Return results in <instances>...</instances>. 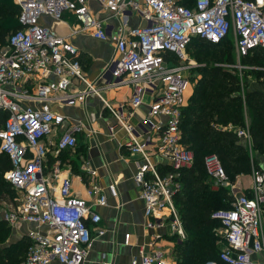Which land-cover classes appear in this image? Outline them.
I'll use <instances>...</instances> for the list:
<instances>
[{"label": "built area", "instance_id": "built-area-1", "mask_svg": "<svg viewBox=\"0 0 264 264\" xmlns=\"http://www.w3.org/2000/svg\"><path fill=\"white\" fill-rule=\"evenodd\" d=\"M89 1L117 19L118 25L96 18ZM16 4L19 28L0 48V112L7 115L0 125V153L7 155L11 165L4 180L18 193L17 207L5 212L3 220L11 226L27 223L35 227L28 234L30 246L20 264H84L93 241L90 227L101 223L93 208L107 202L94 180H88L85 188L88 203L72 196L70 177L55 186L45 176L44 139L63 128L66 121L49 108V101L75 106L89 96L102 99L115 120L108 135L112 137L116 128L123 129L129 153L142 159L134 182L140 187L145 229L165 230L177 243L182 242L185 231L174 202L180 189L172 174L159 173L154 160L166 161L174 170L193 164L192 153L180 143L188 73L195 67V63L186 62L187 46L196 37L217 44L233 33L238 59L256 49L264 51V0H193L190 7L177 0H16ZM65 12L78 23L73 34L87 32L101 42L115 41L99 81L106 89L129 86L128 108L107 103L96 81L86 78L77 48L68 37L41 22L45 18L59 22ZM134 15L146 24L129 27ZM168 55L170 59H166ZM80 85L84 88L79 89ZM145 95L151 98L146 118L133 126L130 119ZM26 102L40 106L23 107ZM82 130L80 125L69 126L58 137L54 151L74 150ZM245 132L237 131V135L245 137ZM203 166L214 188H229L230 181L216 155L204 157ZM86 171L94 179L95 172ZM251 177V196L241 195L231 209L212 213L211 218L221 225L225 246L218 261L203 264H264V173L253 170ZM108 190L117 197L113 185ZM153 238L154 243L138 247L131 264H169L158 243L161 234ZM124 243L128 245L129 235L124 236Z\"/></svg>", "mask_w": 264, "mask_h": 264}, {"label": "crops", "instance_id": "crops-1", "mask_svg": "<svg viewBox=\"0 0 264 264\" xmlns=\"http://www.w3.org/2000/svg\"><path fill=\"white\" fill-rule=\"evenodd\" d=\"M135 1L141 3L142 0ZM88 4L96 18L114 26L118 25V20L112 18L109 13L102 11L91 1ZM41 22L57 30L62 36L68 37L69 42L77 48L79 53L78 60L86 78L89 82L96 81L95 85L100 90L101 97L107 103L114 107L124 106L128 108L132 94V89L129 86L106 89L99 81L100 74L104 71L113 55L114 40L101 42L92 38L87 32L73 34L72 31L78 27V23L68 12L63 13L62 20L59 22L48 18L43 19ZM145 24L144 20L136 15L132 16L128 21L129 27H142ZM83 88V85H80L79 89ZM190 97V95L186 96L184 108L187 106ZM150 103L151 98L145 95L142 98V105L130 119L131 125L135 126L144 121ZM22 106L38 108L40 104L26 102ZM48 106L52 111L61 113L66 118V121L63 128L53 130L44 139L47 148V154L44 159L45 176L52 179L56 183L55 186L62 178L70 177L72 181V196L82 198L88 203H90V199L85 193V188L88 180H94L107 201L106 206L93 208L100 215L101 223L97 227H90L93 241L84 264H131V259L137 254L139 246L155 242L154 234H161L158 243L164 249L166 262L179 264L175 260L177 256L173 253L174 237L170 236L165 230L150 231L145 229L146 219L144 217L143 202L139 198L140 187L134 182L137 165L142 162V159L138 155L129 153L126 148L128 137L123 129L116 128L112 137L108 135V127L114 125L115 120L104 108L102 99L89 96L86 97L83 103L75 106H66L49 101ZM250 120H248L246 112L244 127L241 129H237L232 125L226 127L217 125L219 130L235 131L236 133L240 130L246 131L245 137L237 135V138L241 142L245 140L250 148V172L237 175L233 181L229 180L228 190L234 199L241 195L251 196V173L253 170H259L264 173L263 155L258 156L259 154L256 152L255 157L253 155L254 151L252 150L249 134ZM71 125H80L83 128L82 132L76 137L77 145L75 149L56 153L54 145L58 137ZM154 161L158 162L159 173L161 175L172 174L174 176V185L181 190L183 188L182 173L184 170L191 168L192 165L174 170L165 163L166 161H159L158 159ZM86 170L95 172L94 179L89 176ZM110 185L115 187L117 197L110 195L108 190ZM2 221L8 229V236L14 237L16 241L20 240L21 237L28 239V234L35 230L32 224L17 223L11 226L4 220ZM97 230L103 231L104 234L97 236ZM221 232L223 234L222 229ZM125 235H129L128 245L124 243Z\"/></svg>", "mask_w": 264, "mask_h": 264}, {"label": "trees", "instance_id": "trees-1", "mask_svg": "<svg viewBox=\"0 0 264 264\" xmlns=\"http://www.w3.org/2000/svg\"><path fill=\"white\" fill-rule=\"evenodd\" d=\"M192 1L177 0L178 4L187 7L191 6ZM18 14V6L16 7L11 1L0 0V48L6 45L7 37L19 28ZM229 37L217 44L196 37L191 40L187 49L191 44L196 43L198 44L196 54H201L204 52L201 47L204 49L222 47ZM222 50L217 57L225 60L228 57L227 53L231 51L229 47H223ZM258 53L264 55L262 49H256L241 59H247L249 55L258 57ZM208 54L209 52L205 53V55ZM213 55L216 57L215 53ZM166 57L170 59L171 56ZM174 61L173 63L176 64V60ZM201 71V78L193 89L187 106L183 108L180 122V143L192 152L194 164L183 171V188L174 197L187 234V238L179 242L180 244L176 245L173 252L178 257L179 264H203L207 261H218V255L222 249L219 244L222 242L225 246L224 239L216 233L221 225L217 221L219 223L217 226L216 220L212 219L211 215L213 210L220 206L222 210L231 209L234 199L228 195L227 188H220L217 191L209 189L204 181L206 177L210 182L203 166L204 157L210 154L216 155L230 181H233L237 175L248 174L251 170L248 150L245 144L237 138V133L219 130L217 125L243 128V106L245 105L251 117L249 134L252 150L257 154H264V93L256 90L247 91L242 99L239 95V81L234 78L233 74L215 66L204 68ZM6 116L4 112H0V125ZM10 168L7 155L0 153L1 199L8 193L14 192V189L4 180V174ZM7 230L4 223H0V231L8 232ZM17 246L24 247V256L19 257L17 251L11 253L9 249H2L0 250V264H9L11 261H17L16 263L20 264L25 259L30 241L22 238ZM1 252L5 253L4 257H1Z\"/></svg>", "mask_w": 264, "mask_h": 264}, {"label": "rangeland", "instance_id": "rangeland-1", "mask_svg": "<svg viewBox=\"0 0 264 264\" xmlns=\"http://www.w3.org/2000/svg\"><path fill=\"white\" fill-rule=\"evenodd\" d=\"M7 1H11V3L17 7L16 0H7ZM193 42H196V41H193ZM196 47H198V44L193 43L188 47V49L186 51V55H187V59H188V61H186V62L187 63L188 62L195 63V67L192 68L190 70V72L188 73L190 82L188 84V87L185 90L184 98H186L187 95L191 96L193 89L195 88V86L197 85V82L201 78V73H202L201 70L204 68L214 67V66L218 67V68H220L226 72L233 74L234 78H236L239 81V86H240L239 95L242 99L245 96V93L247 91H255L256 90V91H261L264 93V74H263L264 73V55H263V53L262 54L258 53L259 54L258 57H256V55H254V56L249 55L247 57V59H238V57L236 56V54L234 52L233 33H230L229 39L224 41L222 47L216 46V47H211L209 49H204L201 47V50L204 51L201 54H196V51H195ZM223 47H226V48L229 47L230 51H231V53H227L228 57H226L227 59H225V60H222L221 58L218 59V57H217V55L219 53H222ZM197 50H199V49H197ZM206 52H209V54L205 55ZM214 53L216 54V57L213 55ZM243 107H244L243 108L244 117H245V113L247 112L248 120L251 119L250 112L245 108V105ZM250 123H251V120H250ZM242 142H244V144H245L244 146L246 147V149L248 150V154L250 155V153H249L250 148L247 145V142L245 140H243ZM253 155L255 157V155H256L255 151H254ZM258 156H260V153ZM193 164H194V157H193ZM204 181H205V183L208 184V187L210 190H212V191L219 190V189L214 188L211 185V183L206 179V177L204 178ZM13 191L14 192H12V193H8V195L6 197H4L3 199L0 198V223H3L2 220L4 217V213L15 209L18 205V202L16 200L18 198V193L15 190H13ZM228 195L230 197H232V194H231V192H229V190H228ZM0 196H1V193H0ZM196 196H198V195H196ZM215 197H217V196H215ZM177 209H178V207H177ZM222 209H223L222 206H220L219 208H215L213 210V212L216 210L218 211V210H222ZM178 213H179V209H178ZM179 215H180V213H179ZM215 224H217V226H219L218 222ZM184 231H185V229H184ZM220 232H221V229L219 226L216 233H218L220 238L223 239V234H222V232L220 234ZM22 238H24V237H21V239ZM185 238H187L186 231H185ZM14 239H15L14 237H9L8 233L6 231L5 232L0 231V250L9 249V252H11V253L14 251H17V252H19V254H18L19 257H23L24 256V247L21 248L22 246H17L18 242L21 239L18 241L14 240ZM173 243H174L173 247L175 249V247L178 243H176L174 239H173ZM219 245L223 249L224 244L221 242ZM4 255H5V253L1 252V257H4ZM16 262L11 261V262H9V264H17ZM18 264H19V262H18Z\"/></svg>", "mask_w": 264, "mask_h": 264}]
</instances>
